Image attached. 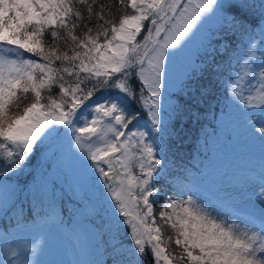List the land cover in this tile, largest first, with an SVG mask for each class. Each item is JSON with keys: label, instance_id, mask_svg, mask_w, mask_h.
I'll list each match as a JSON object with an SVG mask.
<instances>
[{"label": "snow or ice", "instance_id": "6c2138e0", "mask_svg": "<svg viewBox=\"0 0 264 264\" xmlns=\"http://www.w3.org/2000/svg\"><path fill=\"white\" fill-rule=\"evenodd\" d=\"M113 2L121 11L118 19H109ZM82 24L87 31L78 36L75 30ZM229 34L239 37L247 51L233 50L227 79L224 61L214 56L204 63L200 78L207 73L223 81L228 95L244 107L259 106L248 130L264 147V127L258 137L251 131L254 122L264 125V0H0V159L6 162L0 164V181L23 171L41 147L57 168L77 158L91 192L87 211L99 218L101 235L107 237L104 258L83 264H142L146 249L155 264H173L174 259L181 264H264V158L261 193L253 194L259 207L248 209L247 219L233 213L227 222V214L201 201L194 189H180L179 195L193 192L186 199L165 200L158 214L175 231L179 258L166 254L154 215L153 204L161 195L155 185L171 183L170 142L179 139L184 114L195 118L209 92L207 85L190 83L183 103L173 102L171 65L204 45L226 54ZM57 87L59 94L53 95ZM29 94L31 102L21 107ZM228 107L235 110L231 103ZM57 126H64L63 135ZM69 133L91 164L65 153ZM46 188L38 189L41 196ZM7 189L0 182V191ZM34 199L45 222L54 221V205L46 208L43 200ZM8 252L18 256L15 249ZM0 264L23 262L6 257Z\"/></svg>", "mask_w": 264, "mask_h": 264}, {"label": "trees", "instance_id": "16d2710c", "mask_svg": "<svg viewBox=\"0 0 264 264\" xmlns=\"http://www.w3.org/2000/svg\"><path fill=\"white\" fill-rule=\"evenodd\" d=\"M100 2L108 3V0H100ZM118 9L119 5L113 2L112 16L109 19L119 18L121 11ZM85 31L87 29L82 24L75 30V34L81 36ZM61 34L63 35V33ZM141 38L142 36L138 39ZM227 40L230 43V47L226 54L212 53L209 58H205L204 53H200L202 58L201 64L196 69L189 68L180 83L181 85L176 90H169L173 102L180 99L183 103L184 94L189 90L186 85L194 83L197 86L200 84L209 86L208 95L205 96L203 102L199 105L196 117L192 118L187 113L184 114L185 123L183 130L180 132L178 140L170 142L172 148L169 155V161L179 167V172L186 166L190 167L196 173L193 178L204 182L208 188H212L211 184L214 183V174L219 171L222 174L225 173L218 160L213 168L207 169L210 168V158L209 152L206 151V142L207 138L209 139L211 131L214 129L218 131L217 135L220 139L218 155H221L225 159L233 160L234 157L236 159L242 157V153L249 149V144H252V141L246 137L238 140L240 145L223 142L225 140L222 130L225 128V123L222 121V114L225 112L233 118V112L229 111V103L234 105L235 110L240 109L244 111L249 107H244L238 101L234 102L228 95L223 81L210 77L207 73L204 74L203 78H200L201 68L213 56L217 62L224 61V78L227 79L231 75V66L228 65L229 56L233 55V50H236V52L244 51V44L241 43L239 37L230 34L227 36ZM45 41L47 44H51L52 42L50 35L47 33L45 34ZM60 46L62 50H67L64 47L63 41L60 42ZM69 54H71L70 51ZM37 59L39 58L37 57ZM235 62L233 58V66ZM56 66L59 67L58 62ZM65 79L72 83L75 82L74 78L65 76ZM209 80L212 81L210 85ZM90 86L88 85V87ZM58 94V87L54 88L53 95ZM245 95L247 96L248 94L245 93ZM29 102H31V94H29L27 100L23 101L21 107ZM57 127L61 129L63 135L64 126ZM178 127L179 118H177L174 124V128ZM74 142H76L75 136L69 133L64 142L65 153L76 152ZM76 145H78L77 142ZM47 152L48 149L46 147H41L40 151L32 156L31 162H26L23 171H17L14 175L9 174L7 180L0 181L8 185L7 191H0V237L8 234L9 232L7 233V231L18 228V221L20 227L23 226V228L45 222V213L40 210L37 206V200L34 199V196H37L44 201L46 208L54 205L55 220L48 222L56 223L64 230L65 239L74 247L73 251L71 250L72 253L75 252L72 257V260L76 261L74 264H83L86 260L103 259L104 256L101 253L103 252L104 242L107 237H102L101 235L99 218L89 215L87 211V206L90 204L91 192L89 191V185L84 183L85 175L83 167L81 168V179L80 177L73 179L70 177V173L67 172V159L57 168L51 158L45 159ZM59 155L60 153L57 152V156ZM2 163L6 162L0 159V164ZM88 163L91 164L92 162L88 160ZM135 171L138 174L139 170L136 169ZM95 177H99V174L95 173ZM99 182L102 183V178L99 179ZM43 184H46L47 188L41 196L38 189ZM21 209H23L22 215ZM159 224L163 226L165 223ZM163 237L166 242V248H170L176 252L177 249L170 240L171 233L167 231L163 234ZM146 252L147 254L143 258L142 264H155L151 251L146 249Z\"/></svg>", "mask_w": 264, "mask_h": 264}, {"label": "rangeland", "instance_id": "374dc122", "mask_svg": "<svg viewBox=\"0 0 264 264\" xmlns=\"http://www.w3.org/2000/svg\"><path fill=\"white\" fill-rule=\"evenodd\" d=\"M257 45L259 46L258 38ZM243 50L246 52L247 48L244 46ZM171 51H173L171 48L166 50V61L168 59L167 53ZM200 53H204V57L209 58L213 52L210 46L204 45L191 48L188 52L186 51L176 58L171 65L172 85L169 90H176L181 85L180 83L189 68L196 69L201 64L202 58ZM259 56L260 52L257 51L256 57ZM256 71L259 73L260 69L257 68ZM247 87L245 85V88ZM245 93L249 94L248 92ZM236 101L234 100V102ZM258 113L259 106L255 105L244 111L240 109L234 110L232 113L233 118L225 112L222 114V121L225 123V128L221 129L224 133L222 134L225 140L223 142L240 145L238 140L245 137L252 141V144H249V149L243 152L242 157L238 159L235 157L233 160L225 159L221 155H218V146L220 145V139L217 135L218 131L216 129L211 131L209 139L207 138L206 142V151L209 152L210 158V168L207 169L213 168L218 160L222 165V170L225 171L224 174L221 171L214 174V183L211 184L212 188H208L204 182L194 179L193 176L196 173L190 167L186 166L179 172V167L170 162L168 180L171 183L165 184L161 181L155 185L156 188L161 189L160 197L153 204L154 215L156 216L158 225H160L159 223H164L163 221L161 222L158 213L163 208L167 198L180 201L186 199L188 195H193L191 191H185L184 195H179L180 189H194L201 201L215 206L217 213L227 214L226 219L229 223L232 222L231 216L233 213H237L242 218L247 219V210L252 207H259V201L253 194L261 193L258 177L260 163L262 158H264V147L248 130V120ZM87 118L90 119V117ZM260 127H264V125L258 122L253 123L251 131L256 137L260 135L257 131ZM74 144L76 152L71 151V153L82 157L88 163L86 152L82 151L79 144L76 145V142ZM67 167L70 177L73 179L80 177L81 179V168L83 166L77 158L71 157L67 160ZM234 204H236V207L233 206ZM240 209H244V211ZM165 224L161 226L163 234L167 231L171 233L170 240L177 249L174 252L170 248H166V254L170 257L179 258L182 249L174 242L175 231ZM38 225L39 227L34 229L32 226L14 228L11 231H7V233L9 232L8 234L0 237V260L7 257L10 260L19 259L23 264H36L37 260L39 264H74L76 262L72 260L75 253H72L74 247L65 239L64 230L61 226L53 222H42ZM164 246L166 247V245ZM8 249H15L18 256L12 257ZM183 263H186V261ZM173 264H181V261L174 259Z\"/></svg>", "mask_w": 264, "mask_h": 264}]
</instances>
